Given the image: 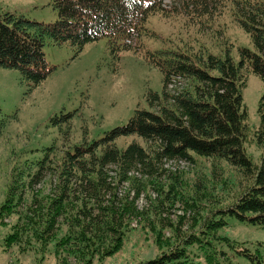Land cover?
<instances>
[{"label":"rangeland","instance_id":"rangeland-1","mask_svg":"<svg viewBox=\"0 0 264 264\" xmlns=\"http://www.w3.org/2000/svg\"><path fill=\"white\" fill-rule=\"evenodd\" d=\"M56 1L0 0V14L53 24L59 16ZM176 1L167 0V7ZM235 15L228 6L208 23L184 15L151 16L138 51L124 49L113 54L105 38L87 44L79 53L70 44L49 42L44 53L53 70L35 88L18 70L0 68V208L14 193V203L19 205L16 213L0 219V264H87L85 254L92 241L109 247L117 236L123 238L121 252L93 264H140L159 255L177 234L195 229L206 213L239 197L248 179L219 159L163 160L156 169L138 166L127 176L110 165L104 170V186L96 195L76 177L67 181L58 166L65 152L85 137L89 142L100 139L125 126L137 110H150L149 93L161 95L164 88L163 74L151 61L152 53L180 51L194 58L230 55L238 61L240 48L254 50L251 37ZM245 74L243 103L249 127L255 131L261 126L258 109L264 81L253 72ZM177 81L170 87L172 91L180 92L190 85L187 80ZM132 143L148 149L145 141L134 136L117 141L121 150ZM246 149L254 163H259L262 149L256 143ZM46 156L52 162L45 163L40 173ZM66 185L70 191L66 190L61 216L43 249L33 231L26 235L30 245L25 239L22 244L4 246V238L16 226L27 229L31 224L44 230L43 222L51 215L50 204ZM111 210L117 213L118 233L108 232L109 226L102 224L108 222ZM85 214L98 218L87 220ZM224 218L228 225L218 236L240 244L234 249L227 244L224 247L232 264H251L237 253L245 248L259 252L264 261V228L236 217ZM197 254L191 249L195 264H204Z\"/></svg>","mask_w":264,"mask_h":264},{"label":"trees","instance_id":"trees-1","mask_svg":"<svg viewBox=\"0 0 264 264\" xmlns=\"http://www.w3.org/2000/svg\"><path fill=\"white\" fill-rule=\"evenodd\" d=\"M166 1L58 0L54 7L59 16L53 24L32 22L10 13L0 14V68L18 70L35 88L53 70L44 53L49 42L56 46L70 44L79 53L87 44L105 38L113 54L124 49L138 51L151 16L184 15L199 22L205 19L203 22L208 23L220 9L228 6L234 9L236 21L251 37L254 50L240 48L238 61L230 55L220 58L203 54L194 58L180 51L152 53L151 61L163 74L164 88L161 95L149 93L150 110H137L125 126L107 132L100 139L89 142L85 137L81 144L67 150L58 163L67 181L76 177L96 195L104 186V170L110 165L117 166L121 175L127 176L138 166L156 169L157 163L163 160L194 162L196 158H207L227 162L248 179L245 190L232 203L206 213L186 235L177 234L155 258L140 264H195L191 249L198 251L196 257L203 259L204 264H232L224 247L227 244L234 249L240 244L218 236L228 225L224 216L264 228V95L258 109L261 126L255 131L249 127L242 97L245 73L253 72L264 81V0H177L169 8ZM177 79L187 80L189 87L180 92L169 91ZM132 136L145 141L148 149L138 143L124 150L118 147L119 139ZM250 143L262 149L259 163H254L247 153L246 146ZM49 161L52 162L46 156L40 173ZM66 190L70 191L68 185L50 204L51 215L43 222L44 230L43 227L35 229L31 224L27 229L16 226L4 238V246L22 244L25 239L30 245V237L26 235L33 231L34 238L44 248L61 216ZM14 194L1 206L0 219L17 212L19 205L14 203ZM83 218L92 220L98 216L85 214ZM106 218L108 222L102 224L109 226L108 232L118 233L117 213L111 210ZM102 243L92 241L85 254L87 264L119 254L123 238L117 236L109 247H102ZM237 253L251 264H264L259 252L254 254L245 248Z\"/></svg>","mask_w":264,"mask_h":264},{"label":"built area","instance_id":"built-area-1","mask_svg":"<svg viewBox=\"0 0 264 264\" xmlns=\"http://www.w3.org/2000/svg\"><path fill=\"white\" fill-rule=\"evenodd\" d=\"M173 85H171L170 87H172Z\"/></svg>","mask_w":264,"mask_h":264}]
</instances>
